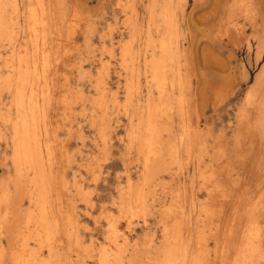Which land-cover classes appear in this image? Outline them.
Segmentation results:
<instances>
[{
    "label": "rangeland",
    "instance_id": "obj_1",
    "mask_svg": "<svg viewBox=\"0 0 264 264\" xmlns=\"http://www.w3.org/2000/svg\"><path fill=\"white\" fill-rule=\"evenodd\" d=\"M17 1L19 2L20 0ZM63 1L65 8L67 7L66 18L68 22H75L76 20L77 25L75 29H72V33H70L71 29L67 30L66 27L63 28L64 31L59 49V52H61L59 53L61 54L59 69L62 68L59 72V79L56 85L53 86L54 96L48 109L53 124H56V122L60 124L58 138L64 144L65 149V155L61 154L58 156V161L62 162L64 172L60 173L57 169V173L62 175L64 180L59 182L58 178L57 183L63 201V211L65 213L67 211V213L76 217L77 223L75 229L83 237L82 244L86 247L90 246L91 239L95 241V244L103 241L108 219L114 218L118 228L117 240L121 243V234L125 233L128 244L124 245V254L126 256L132 255L135 264H145L149 257L159 258V251L164 244L162 228L166 222H172L171 217L176 216L181 232H183L182 240H189L192 245L191 249H189L190 252L193 254L196 252L195 243L198 237L205 245V260H209V258L214 256V231L219 232L218 238L220 242L224 239V235H227V232H229V228L234 229L235 232L232 236L237 241L238 234H240L242 229L243 218L250 212L249 209H253L252 204L257 203L264 197V152H262L260 136L256 135L253 138L251 129L246 128V121L241 120V124L239 119V113L242 104L245 103L247 92L254 86L257 73L264 62V53L259 58L255 54L257 39L256 34L251 28V13L246 12L244 6L236 8L233 12L232 0L171 1L170 12L173 18L174 39L177 46L174 69L178 73L181 71L179 74L182 81L181 92H179L180 90L176 91L173 96V102H176L178 98L183 100V111L179 115L177 105L173 106L172 113L170 114L171 119L169 118L168 121L171 136L168 140H166L167 138H163V141L164 145L175 143L178 152L175 160H171L165 151L167 147L164 146L162 148L158 158L152 162V169L149 171L151 172L150 179L143 186V192L148 200L146 209L143 213L137 212L130 216L119 209L118 198L122 192H126L128 181L140 185L145 173L141 176L144 155L138 152L136 142L129 143L127 139L128 119L126 116L129 113L138 112L140 104H144L147 99H157L158 92L153 86L149 85L148 73L140 68L138 76L139 85L137 84V87L132 90L131 105H129L127 111H124L123 104L125 103L126 92L124 83L125 73L120 64L119 43L128 38V27H126L125 20L126 16L130 14L128 10L130 9V5L135 10L137 21L139 22V19H141L139 22L141 26H139L144 30L146 28L148 6L154 4L156 12L157 10L159 12V6L165 0H119L121 3L118 0ZM258 1H261V5L263 6L261 8L264 11V0ZM132 5H135V7ZM142 19L144 22H142ZM21 21L23 25V19ZM107 28L110 29L107 30ZM151 31V36L156 37V29L154 31V28H152ZM22 34H25V32H20V42L24 41ZM101 34H103V37ZM86 39L87 41L85 42ZM114 39L116 41L119 39L120 41L116 42ZM136 41L142 45V39ZM136 41L135 43H137ZM107 44L108 48L106 47ZM94 49L97 51H94ZM8 51L9 49L1 50L0 67H2L3 58L7 56ZM91 51L93 52L91 53ZM99 57L102 58L100 59ZM109 60L111 61L109 62ZM111 62L113 64L117 63L113 65ZM102 64L106 66L105 73L104 71L102 73L103 80L106 81L107 87L110 86V91L114 93V99L116 100L115 107L110 110L111 121L109 123L111 128H109L110 131L108 130L105 136V141H103L104 138H100L98 132H96L97 130L91 125L90 119H88L90 118L88 114H90L92 106L91 97L92 93H94L93 83L97 77V69H100ZM88 66H90L89 71H92L91 73L86 70ZM81 70L84 72H81ZM67 86H71L69 89L72 90V94L78 91L82 93L80 95L81 99L79 97L73 101L74 107L72 106L70 111L66 109V100L63 95L64 89ZM87 91L91 94L87 93ZM2 95L3 101H5L6 93L3 91ZM133 97L135 98L132 99ZM252 106L254 109L253 104ZM248 117L250 121L251 119H255L254 113H251ZM79 124L81 127H79ZM240 124L243 128L238 132L239 136L237 138L238 134L236 135V131L239 129ZM186 127H190L191 129H186ZM9 135L10 127L8 123L0 119V185L12 180L13 173H15L10 164L11 148L8 142ZM181 140L185 142L183 143ZM120 150L121 153L119 152ZM200 156L203 158H200ZM77 158L79 160H76ZM183 158L185 159L183 160ZM68 159L72 161L69 163ZM68 166L69 168H67ZM69 173L70 175H68ZM211 173H218V176L215 178L220 189H214L213 192L215 194L209 197L207 189L211 185ZM77 183L81 185L80 189L81 193H83L79 196H76L78 195L76 191ZM73 188L75 190H72ZM69 200L74 202L73 205H71L72 202ZM210 201L213 202V208L209 206ZM97 203L98 205H96ZM29 206L28 199L24 195L20 196L18 207L16 208L18 212L17 222L19 223L18 231L16 227L9 238L1 237L2 243L7 248H12L20 243L19 238L22 234L19 233V225H21L22 216L27 212ZM206 206L211 208L210 212L206 211ZM260 213L261 217L259 221L264 225L263 214L262 212ZM234 218L236 222L233 220ZM81 226L84 227L82 228ZM28 243L29 246L36 245V242L33 240H28ZM69 246L70 248L72 247L71 249L69 248V259L75 261L77 251L73 249V236L70 237ZM42 250L44 251L45 248L43 247ZM205 260L202 264H208ZM0 264L13 263L6 257Z\"/></svg>",
    "mask_w": 264,
    "mask_h": 264
},
{
    "label": "bare ground",
    "instance_id": "obj_2",
    "mask_svg": "<svg viewBox=\"0 0 264 264\" xmlns=\"http://www.w3.org/2000/svg\"><path fill=\"white\" fill-rule=\"evenodd\" d=\"M171 1L172 0H165L164 3L159 6V12L157 10L158 13L154 8V4L148 6V16L146 20V28L144 30L140 28L141 24L139 22L141 19H139V22L137 21V18L135 17V10L130 7V5V9H128L130 11V14L126 16V22L123 21L125 22L126 27H128V38L122 41H120L119 39L118 41H116L114 39L116 42L120 41V48L118 52L120 54L121 63H119L122 65L121 68L125 73L124 83L126 92L125 103L123 104L124 111H127L129 105H131V92L135 87H137V84L139 83L138 76L140 68H142L144 72L148 73L149 85L153 86L158 92L157 99H147L144 104H140L138 112H135L133 114H130L128 112L129 114H127L126 116L128 119L126 136L129 143H137L138 152H141L144 155L143 172H141V176L145 173L143 181L142 183H140V185L133 184L131 181H128L126 192H122L120 197L118 198L119 209L121 211H124L126 214H129L130 216L136 214L137 212L143 213L146 209L148 200L146 199L145 193L143 192V186L150 179L151 172L149 171L150 169H152L153 160L158 158V156L160 155V151L164 146L167 147L165 151L171 160H175L178 152L175 143L164 145L163 141V138H167L166 140H168V138L171 136V129L168 126V121L169 118L171 119L170 114L172 113L173 106L177 105V111L179 115L183 111V100L178 98L176 102H173V96L175 95L176 91L180 90L182 81L179 74L181 71H179L178 73L175 71L176 69H174L175 59L177 57V46L174 39L175 33L173 29V18L170 12ZM119 2L121 3V1ZM261 4V1L258 0H232L233 12L236 10V8L244 6L246 12L251 13V28L256 34L257 39L255 49L257 58L261 57L264 53V11L262 10L263 6ZM132 6L135 7V5ZM66 8L64 6L63 0H20L19 2L17 0H0V54L2 49H9L7 56L3 58L2 67H0V105H3V107L0 106V119L3 122L8 123L10 127V135L8 136V142L11 148H9L11 150L10 164L15 171V173H13L14 176L12 177V180H9L8 182L0 185V263L7 257L12 261L13 264H135L132 255L126 256L124 254V245L128 244V239L125 233L121 234V243H119V241L117 240L118 228L116 226L114 218H112L111 220L108 219L107 229L104 232L105 236L103 241H101L99 244H95V241L91 239V242L89 244L90 246L86 247L82 244L83 237H81L76 232V217L70 215L69 213H67V211L66 213L63 211V201L57 185L58 178L60 182L61 180H63V177L62 175H59L57 173V169L60 173L64 172L63 165L61 164L62 162L60 160L58 161V156H60L61 154L65 155V149L64 144L58 138V129H60V124L57 122L56 124H53L51 116H49L48 109L51 106V102L54 96L53 86L56 85V82L59 79L60 69L62 68L60 66L61 68L59 69V61L61 55L59 54L61 53L59 52V49L61 45L60 40L62 39L64 31L63 28L66 27L67 30L71 29L70 33H72V29H75L77 25L76 20L75 22H68L66 18ZM125 11L124 13H126ZM21 19H23V25L21 24ZM142 22H144L143 19ZM81 24L83 25V23ZM152 28H154V31L156 29V37L151 36ZM88 29H90V27H88ZM108 29L110 28H107V30ZM80 30L82 31V28ZM21 31L25 32V34H22V38H24L23 42H20L19 40ZM107 33L109 34L108 31ZM102 35L103 34H101V36ZM120 39H122V37H120ZM140 39H142V45H140V42L136 41ZM110 40L112 39L110 38ZM86 41L87 39L85 40V42ZM135 41L137 43H135ZM106 47L108 48V44ZM95 50L96 49H94V51ZM85 51L87 50L85 49ZM92 52L93 51H91V53ZM99 58L101 59L102 57ZM110 61L111 60H109V62ZM111 64H113V62H111ZM74 65L73 67H75ZM77 67L76 69H78ZM89 67L90 66H88L86 70L89 71ZM105 67L106 66L102 64L100 66V69H97L96 79L94 80L93 78L94 93H92L91 97V112L90 114L87 113L88 117L90 115V118L88 119H90L91 125L95 127V129L97 130L96 132H98L100 138H104L103 141H105V136L109 128H111L109 123V121H111L110 110L113 109L116 105V100L114 99L113 95L114 93L110 91V86L107 87L106 81H104L102 77V73L105 70ZM113 68L115 69V67ZM81 72L84 71L81 70ZM89 72L91 73L92 71ZM70 87L67 86L64 89L65 91L63 94L66 100V109H68L69 111L72 109V106L74 104L73 101L79 98L82 94L80 91L72 94V90L69 89ZM3 91L6 93L5 101H3ZM179 92H181V90ZM87 93L89 92L87 91ZM7 98L9 99L7 100ZM134 98L135 97H133L132 99ZM88 101L90 102V100ZM183 104L185 105L184 102ZM252 104L254 105V109ZM131 107L133 108V106ZM251 113H254L255 119H251L250 121V118L248 116ZM239 117L241 124V120L246 121V128L251 129L250 131L252 132L253 138L256 135L260 136L262 152H264V62L262 63L260 71L257 73L254 86L247 92L246 100L245 103L242 104ZM241 124L239 129H237L236 131V135L238 134L237 138L239 136L238 132H240L241 128H243L241 127ZM79 127H81L80 124ZM188 128L186 127V129ZM85 134L87 133L85 132ZM182 142L184 143L185 141ZM92 143L94 144V142ZM74 144L76 143L74 142ZM181 145L182 144L180 142V146ZM119 152L121 153V150ZM108 153L109 152L107 148V155ZM71 156L70 158H72ZM201 157L202 156H200V158ZM184 159L185 158H183V160ZM68 160L69 163L70 161H72L70 159ZM73 160L75 161L74 158ZM76 160L79 159L77 158ZM69 166L67 168H69ZM110 167H112V165H110ZM217 174L218 173L210 174L211 185L207 189V194L209 197L215 194L213 192L214 189H220L215 178L218 176ZM68 175H70V173ZM106 180L108 181V179ZM77 185L78 186L76 191L78 195H75L79 196L83 193H81V185L79 183H77ZM72 190L75 189L73 188ZM22 195H24L28 199L30 206L27 212L23 214L22 221L20 223L21 225H19V233L22 234L19 238L20 243L16 246H13L12 248H7L2 243L1 237L9 238L11 233L15 231L16 227L18 231L19 223L17 222L18 212L16 208L18 207L19 198ZM78 199L77 201H79ZM73 203L74 202L70 204L73 205ZM96 205H98V203ZM252 205L253 209H249L250 212L245 215V218H243L244 220L242 222V229L240 234H238L237 241H235V238L232 236L235 232L234 229L232 230L231 228H229V232H227V235H224V239L220 241L221 244L219 245V232L214 231V256H212V258H209V260H205V245L200 241L198 237L196 238V246L194 245L196 252L194 254L190 252L189 249H191L192 245L190 244L189 240H182L183 232H181L178 218L176 216L171 217L172 222H166V224L162 228L164 244L159 251V258L149 257L145 264H202L204 260L208 264H264V225H262V223L259 221L261 217L260 212H262L264 219V197L262 198V200L260 199L257 203L255 202ZM209 206L213 208L212 201H210ZM211 208L206 206V211L210 212ZM233 220L235 221L236 219L234 218ZM71 236H73L74 240L73 249L77 251L75 261L73 259H69V241ZM28 240L35 241L36 245L29 246ZM43 247L45 248L44 251L42 250Z\"/></svg>",
    "mask_w": 264,
    "mask_h": 264
}]
</instances>
